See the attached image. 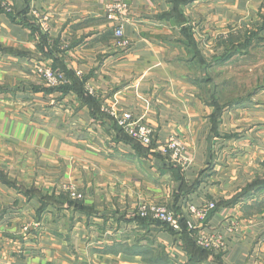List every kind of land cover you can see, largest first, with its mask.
Returning <instances> with one entry per match:
<instances>
[{
  "label": "crops",
  "instance_id": "crops-1",
  "mask_svg": "<svg viewBox=\"0 0 264 264\" xmlns=\"http://www.w3.org/2000/svg\"><path fill=\"white\" fill-rule=\"evenodd\" d=\"M246 41L224 64L258 74V101L215 119L209 74ZM43 66L67 82L50 87ZM171 136L184 166L157 149ZM142 203L226 249L198 251ZM212 203L204 221L190 212ZM0 264H264V0H0Z\"/></svg>",
  "mask_w": 264,
  "mask_h": 264
},
{
  "label": "built area",
  "instance_id": "built-area-1",
  "mask_svg": "<svg viewBox=\"0 0 264 264\" xmlns=\"http://www.w3.org/2000/svg\"><path fill=\"white\" fill-rule=\"evenodd\" d=\"M128 5L125 2L111 3L107 7L108 16L110 19L115 20L116 14L123 13L127 10ZM34 16L40 18V16L34 13ZM43 26L46 28L47 19L41 18ZM116 36L121 38L123 31L117 29L115 32ZM37 73L46 81L50 87H59L64 85L67 80L64 76L56 73L53 69L47 66H43L37 69ZM115 117V114L113 115ZM116 124L124 131V133L131 139L140 143L145 147H152L155 142L154 131L151 127L143 123L142 121H136L133 119L131 114L122 113L115 117ZM158 151L168 157L172 162L178 165L187 164L185 158V147L181 140L177 136H171L169 140L157 147ZM70 195L74 199L81 200L83 195L80 194L74 187H66ZM215 209V204H208L202 209L190 207V212L196 216L200 221H204L209 212ZM138 216L141 219H151L167 225L173 232L180 233L182 230L183 220L175 215V213L168 210L162 205L142 203L138 209ZM189 231H195V242L198 247L205 250H217L224 251L226 249L224 237L220 231L212 235H200L197 234L195 226L189 221H185Z\"/></svg>",
  "mask_w": 264,
  "mask_h": 264
},
{
  "label": "rangeland",
  "instance_id": "rangeland-1",
  "mask_svg": "<svg viewBox=\"0 0 264 264\" xmlns=\"http://www.w3.org/2000/svg\"><path fill=\"white\" fill-rule=\"evenodd\" d=\"M254 58L257 57L254 56ZM226 65L221 64L220 69L209 74L217 84V98L215 100L221 105L237 102L241 105L258 101V90L256 91L260 84L258 74L256 77L250 78L244 74L243 70L236 69V66Z\"/></svg>",
  "mask_w": 264,
  "mask_h": 264
},
{
  "label": "trees",
  "instance_id": "trees-1",
  "mask_svg": "<svg viewBox=\"0 0 264 264\" xmlns=\"http://www.w3.org/2000/svg\"><path fill=\"white\" fill-rule=\"evenodd\" d=\"M233 46V45H232ZM250 47V42L248 41H246L245 43H243V44H240V45H238V46H236V47H232V50H230L227 54H226V56H224L222 59H220V63H225V62H227L230 58H232L234 55H237V54H240L244 49H248ZM63 91H68V89H69V86L67 85L66 87H63ZM213 101H212V103L214 104V106H215V116H214V118L216 119L221 113H222V111H223V109H224V107L225 106H227V105H221V104H219L220 102H218V101H215V99H212ZM238 103V102H237ZM256 182H254V184L250 187L251 189H255V187H256ZM239 198V197H238ZM79 206V204H77V207ZM78 208H80V206L78 207ZM217 208V207H216ZM184 220H183V224H182V230H181V232L180 233H176V232H173L168 226H166L171 232H172V234L175 236V237H179V238H181V237H183L184 239L186 238V237H192V239H193V244H194V247L198 250V251H202V252H204L203 251V249H201V248H199L198 246H197V244H196V242H195V234H196V232L195 231H189L188 229H187V227H186V225L184 224ZM159 223V222H158ZM161 224V223H160ZM164 225V224H163ZM206 251V250H205Z\"/></svg>",
  "mask_w": 264,
  "mask_h": 264
}]
</instances>
